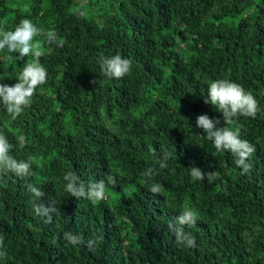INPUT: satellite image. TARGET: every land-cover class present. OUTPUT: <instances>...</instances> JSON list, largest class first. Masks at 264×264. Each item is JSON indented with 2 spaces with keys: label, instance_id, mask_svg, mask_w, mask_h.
<instances>
[{
  "label": "trees",
  "instance_id": "16d2710c",
  "mask_svg": "<svg viewBox=\"0 0 264 264\" xmlns=\"http://www.w3.org/2000/svg\"><path fill=\"white\" fill-rule=\"evenodd\" d=\"M23 18L54 29L63 46L42 43L47 79L30 107L15 120L0 108L10 154L32 157L29 175H0L8 253L0 264H264V0H0V27L14 30ZM117 53L132 71L108 79L99 57ZM8 55L0 51V83L12 85L32 57ZM219 79L251 92L261 109L255 118L224 125L204 102ZM205 113L254 145L250 174L240 175L233 154L218 153L196 127ZM193 165L220 178L193 181ZM150 167L157 174L146 181ZM69 171L86 185L108 175L116 183L106 182V198L93 203L65 190ZM152 183L163 186L158 195ZM29 185L55 201L51 223L34 212ZM189 206L199 213L183 226L195 248L178 246L168 229ZM65 232L84 243L69 244Z\"/></svg>",
  "mask_w": 264,
  "mask_h": 264
},
{
  "label": "clouds",
  "instance_id": "9594fccd",
  "mask_svg": "<svg viewBox=\"0 0 264 264\" xmlns=\"http://www.w3.org/2000/svg\"><path fill=\"white\" fill-rule=\"evenodd\" d=\"M37 37L41 39H37ZM42 43L63 46L62 38L58 36L54 29L45 30L29 18L21 19L14 30H5L0 27V51L7 50L9 55L6 59L9 62L28 56L32 57L29 62L23 65L16 78V83L12 85L0 83V108L6 110L13 120L17 119L26 108L31 106L36 89L46 82L47 69L40 63V58L44 55ZM15 53H18V56L13 55ZM99 64L103 76L108 79H121L132 71V60L122 57L119 53L112 56L101 54ZM93 83H97V81H93ZM204 102L215 106L217 111L222 113L224 125L232 124L237 116L255 118L257 112L261 111L251 92L245 91L240 84L228 79L210 81L207 88V98L204 99ZM219 124L220 120L218 118H212L207 113L199 114L195 120L196 127L203 130L206 138L213 142L218 153L228 151L233 154L236 166L241 169L240 175L250 174L251 163L249 158L256 150L254 145L240 138L239 128L234 131L225 126L217 127ZM17 141L21 147L27 142L26 137L22 134L18 135ZM12 148L13 145L7 137L0 133V175L5 173H12L17 177L29 175L32 167V157L27 160H17L10 154ZM169 158L168 153L162 155L159 160L161 169L167 167ZM188 172L193 181L207 179L208 183H212L220 178L217 171L205 172L194 165L188 168ZM156 174V171L151 167L141 173L146 181L152 179ZM64 180L66 181L65 190L72 197L87 198L93 203L103 201L106 198V182L107 184L116 183L115 177L108 175L86 185L74 171L67 172ZM162 188L161 184L152 183L149 191L154 195H158ZM28 190L32 193L34 212L42 218L46 217V223H51L52 213L57 211L55 201L45 202L42 199L45 193L33 185H29ZM198 219V211L189 206L180 211L179 216L175 218V223L169 222L168 229L174 235L178 246L197 247L195 237L186 232L183 226L194 225ZM64 239L73 246L84 243L81 236L70 232L64 233ZM87 243L88 247L91 248L93 241ZM7 255L4 238L0 236V259H5Z\"/></svg>",
  "mask_w": 264,
  "mask_h": 264
}]
</instances>
